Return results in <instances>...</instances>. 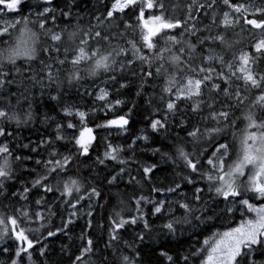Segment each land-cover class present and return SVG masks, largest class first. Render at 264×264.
<instances>
[{
  "label": "trees",
  "instance_id": "16d2710c",
  "mask_svg": "<svg viewBox=\"0 0 264 264\" xmlns=\"http://www.w3.org/2000/svg\"><path fill=\"white\" fill-rule=\"evenodd\" d=\"M114 2L0 0V264H197L264 202L242 159L264 135V0ZM234 264H264V234Z\"/></svg>",
  "mask_w": 264,
  "mask_h": 264
},
{
  "label": "rangeland",
  "instance_id": "374dc122",
  "mask_svg": "<svg viewBox=\"0 0 264 264\" xmlns=\"http://www.w3.org/2000/svg\"><path fill=\"white\" fill-rule=\"evenodd\" d=\"M135 3L141 5L143 0H115L111 7V11L123 10L127 8V6ZM148 8H150V6H148ZM153 19L154 18L148 19L149 23H151L149 27L151 33L154 32L156 28ZM263 47L264 41L260 39V41L255 44V48L261 49ZM238 62L240 74H242L245 79L250 80L251 75L248 56L246 54H241ZM200 84V81L197 79H187L176 91V96L185 97L195 95L199 90ZM88 130L87 127L81 129L80 139L82 141H84L85 136L88 135ZM220 158L211 159V163L217 168V171L222 170ZM242 159L244 164L252 166V173L249 179L254 191L260 196H264V135H261L255 144L247 145L243 151ZM240 167L241 165L239 164V168ZM239 219L240 220L235 226L213 234L201 244L202 247L197 256V264H234L243 247L256 244L260 236L264 234V202L254 204L243 199L241 201V217ZM10 229H12L15 239L18 240V243L23 249L31 247L32 243L22 231L16 230L13 222H11Z\"/></svg>",
  "mask_w": 264,
  "mask_h": 264
},
{
  "label": "water",
  "instance_id": "95a60500",
  "mask_svg": "<svg viewBox=\"0 0 264 264\" xmlns=\"http://www.w3.org/2000/svg\"><path fill=\"white\" fill-rule=\"evenodd\" d=\"M178 24H179V23H177V25H178ZM87 133H88V135L85 136V140H84L85 142L88 141V140H90V139L92 138V136H93V133H92V130H91V129H89ZM84 141H83V142H84Z\"/></svg>",
  "mask_w": 264,
  "mask_h": 264
}]
</instances>
